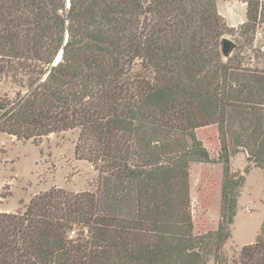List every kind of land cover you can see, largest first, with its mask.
Here are the masks:
<instances>
[{"label": "trees", "instance_id": "obj_1", "mask_svg": "<svg viewBox=\"0 0 264 264\" xmlns=\"http://www.w3.org/2000/svg\"><path fill=\"white\" fill-rule=\"evenodd\" d=\"M242 1L236 29L216 0H0V80L25 90L0 105V130L76 129L74 154L97 173L92 190L53 187L0 212V264H228L245 180L231 158L264 170V69L245 65L249 51L264 61L252 46L264 0ZM225 35H237L228 57ZM207 126L216 157L196 134ZM193 161L222 165L219 220L201 233ZM233 264H264V222Z\"/></svg>", "mask_w": 264, "mask_h": 264}, {"label": "rangeland", "instance_id": "obj_2", "mask_svg": "<svg viewBox=\"0 0 264 264\" xmlns=\"http://www.w3.org/2000/svg\"><path fill=\"white\" fill-rule=\"evenodd\" d=\"M224 1L218 0L220 4ZM232 2L227 0L225 5L229 7ZM245 6L236 3L232 7L236 23L245 20ZM225 22L227 23L226 20ZM227 25L237 29L240 24ZM225 37L233 40L236 43L234 50H238V44L234 40L237 35ZM252 46L260 48L259 51L264 57V51L261 50V47H264V24L261 22L257 23ZM247 53L251 54V58L246 62V66L264 69L263 59L257 62L252 52ZM23 94L25 90L9 79L0 80V105L15 102ZM1 113L0 106V115ZM77 132L72 129L50 133L37 139H23L0 130V212H23L32 196L53 187L62 188L67 192L93 189L96 171L89 162L78 159L74 154ZM196 134L210 156L216 157L219 145L215 127L198 128ZM247 164L252 165L246 160V153L243 151L235 154L230 161L231 170L241 172L245 180L238 197L232 238L223 248L228 257V264H233V260L238 258L241 246L254 242L264 222V170L251 166L250 170L245 172ZM221 183L220 163L191 162L189 194L194 232L215 229L219 220ZM206 264H213V261L209 260Z\"/></svg>", "mask_w": 264, "mask_h": 264}, {"label": "crops", "instance_id": "obj_3", "mask_svg": "<svg viewBox=\"0 0 264 264\" xmlns=\"http://www.w3.org/2000/svg\"><path fill=\"white\" fill-rule=\"evenodd\" d=\"M227 0H225L224 2H222L221 4L218 2L217 0V6H218V10H219V13L225 18V20L227 21V23L229 25H232V26H237L239 24H241L242 22H239V23H236L234 21V10L232 9V7L238 3V4H243L244 6L246 5L243 1H240V0H232L233 2L231 3V5L228 7L225 5ZM246 7V6H245Z\"/></svg>", "mask_w": 264, "mask_h": 264}, {"label": "water", "instance_id": "obj_4", "mask_svg": "<svg viewBox=\"0 0 264 264\" xmlns=\"http://www.w3.org/2000/svg\"><path fill=\"white\" fill-rule=\"evenodd\" d=\"M69 1L70 0H67L68 4H69ZM235 47H236V43L233 40L227 37L222 38L221 43H220V50L224 57H228L232 53ZM59 59H55L53 64H56L59 61Z\"/></svg>", "mask_w": 264, "mask_h": 264}, {"label": "bare ground", "instance_id": "obj_5", "mask_svg": "<svg viewBox=\"0 0 264 264\" xmlns=\"http://www.w3.org/2000/svg\"><path fill=\"white\" fill-rule=\"evenodd\" d=\"M61 54V53H60ZM60 54L57 55L56 59H58L60 57Z\"/></svg>", "mask_w": 264, "mask_h": 264}, {"label": "built area", "instance_id": "obj_6", "mask_svg": "<svg viewBox=\"0 0 264 264\" xmlns=\"http://www.w3.org/2000/svg\"><path fill=\"white\" fill-rule=\"evenodd\" d=\"M261 50H263V51H264V47H261Z\"/></svg>", "mask_w": 264, "mask_h": 264}]
</instances>
